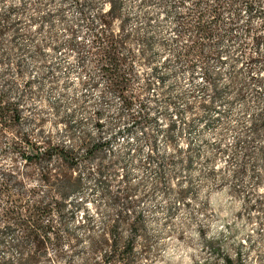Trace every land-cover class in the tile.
I'll return each instance as SVG.
<instances>
[{
	"label": "rangeland",
	"instance_id": "obj_1",
	"mask_svg": "<svg viewBox=\"0 0 264 264\" xmlns=\"http://www.w3.org/2000/svg\"><path fill=\"white\" fill-rule=\"evenodd\" d=\"M2 106L0 264H264V0H0Z\"/></svg>",
	"mask_w": 264,
	"mask_h": 264
},
{
	"label": "trees",
	"instance_id": "obj_2",
	"mask_svg": "<svg viewBox=\"0 0 264 264\" xmlns=\"http://www.w3.org/2000/svg\"><path fill=\"white\" fill-rule=\"evenodd\" d=\"M2 108L10 109V111L12 112L13 115L17 114V110L14 107H7V106L3 107L2 106V107H0V113L2 112ZM61 155H65V154L61 153ZM25 157L31 158V156H29V155H26ZM27 217H28L27 219L31 220V222H30V226H27V224L24 222V224L26 225V231L31 237H34V239H35L37 237V234H38L36 229L39 227V224L37 223V220L34 217V211H32V210L28 211ZM27 263H28V261H27Z\"/></svg>",
	"mask_w": 264,
	"mask_h": 264
}]
</instances>
